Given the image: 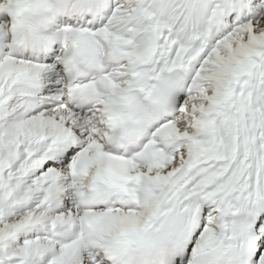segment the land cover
I'll return each instance as SVG.
<instances>
[{
  "label": "snow or ice",
  "instance_id": "obj_1",
  "mask_svg": "<svg viewBox=\"0 0 264 264\" xmlns=\"http://www.w3.org/2000/svg\"><path fill=\"white\" fill-rule=\"evenodd\" d=\"M0 264H264V0H0Z\"/></svg>",
  "mask_w": 264,
  "mask_h": 264
}]
</instances>
